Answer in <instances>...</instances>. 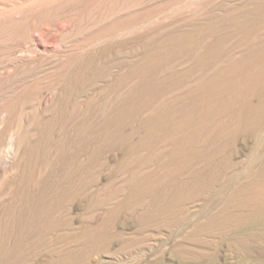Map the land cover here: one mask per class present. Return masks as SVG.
I'll return each mask as SVG.
<instances>
[{"label":"rangeland","instance_id":"obj_1","mask_svg":"<svg viewBox=\"0 0 264 264\" xmlns=\"http://www.w3.org/2000/svg\"><path fill=\"white\" fill-rule=\"evenodd\" d=\"M26 1L0 0V264H264V0Z\"/></svg>","mask_w":264,"mask_h":264},{"label":"bare ground","instance_id":"obj_2","mask_svg":"<svg viewBox=\"0 0 264 264\" xmlns=\"http://www.w3.org/2000/svg\"><path fill=\"white\" fill-rule=\"evenodd\" d=\"M44 0H27L26 3H28L30 6H35L40 3H42ZM17 7H15L16 9Z\"/></svg>","mask_w":264,"mask_h":264}]
</instances>
